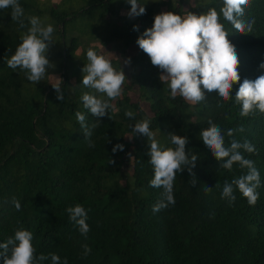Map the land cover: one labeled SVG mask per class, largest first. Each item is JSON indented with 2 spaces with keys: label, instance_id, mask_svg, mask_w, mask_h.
I'll return each mask as SVG.
<instances>
[{
  "label": "trees",
  "instance_id": "trees-1",
  "mask_svg": "<svg viewBox=\"0 0 264 264\" xmlns=\"http://www.w3.org/2000/svg\"><path fill=\"white\" fill-rule=\"evenodd\" d=\"M137 2L145 13L126 21L127 0H60L50 7H41L36 0H19L25 28L11 19L10 8L0 9V244L22 227L33 234L35 256L55 253L61 264L65 259L67 264H264V113L241 116V105L235 102L245 79L254 81L264 75L259 67L264 63V0H248L241 19L254 23L246 35L223 18V0H193L187 13L199 15L209 8L218 12L236 50L240 75L229 100L206 92V99L195 105L179 95L171 97L167 84L159 80L161 72L136 43L151 28L160 8L182 16L180 4ZM30 16L54 28L46 54L54 67L46 69L45 78L37 84L27 79L25 71L7 66L30 27L26 19ZM119 16L122 23L112 22ZM85 40H96L103 47L113 44L120 57L131 47L137 49L132 58H126L130 59L128 83L124 82L120 97L109 101L111 108L102 118L91 116L81 99L85 92L102 96L81 84V70L88 63L86 51L84 64L74 63L75 51ZM111 63L119 69L118 61ZM56 72L61 82L50 85L48 75ZM52 86L60 87L63 100H57ZM129 91L147 104L150 117L130 101ZM127 110L134 113L133 118L125 116ZM76 112L86 117L91 145ZM143 119L150 121V130L162 147H174L169 133L185 136L189 159L197 156L192 169L195 177L187 170L177 172L175 203L155 213L152 209L163 199V188L149 186L154 176L147 156L149 142L132 132V126ZM209 120L220 128L226 147L232 139L255 146L254 153L240 150L259 172L255 205H249L235 186L234 203L221 198L224 183L246 174L247 169L238 163L231 170L220 167L224 161H217L199 136ZM240 127L243 132L238 131ZM229 129H237L233 137L227 135ZM125 135L129 142L124 141ZM117 144L123 145V151L113 153ZM129 158L131 174L127 175L122 166ZM206 186L212 191L206 193ZM14 199L20 202L19 210ZM76 204L87 212L90 231L86 237L66 212ZM84 245L91 248L87 256ZM3 259L0 256V264ZM42 264H51L50 258Z\"/></svg>",
  "mask_w": 264,
  "mask_h": 264
},
{
  "label": "clouds",
  "instance_id": "clouds-1",
  "mask_svg": "<svg viewBox=\"0 0 264 264\" xmlns=\"http://www.w3.org/2000/svg\"><path fill=\"white\" fill-rule=\"evenodd\" d=\"M130 10L129 17H136L145 13V7L137 0H127ZM248 0H223L220 9L223 18L228 21L236 32L245 34L252 31L253 21L245 23L241 17L244 15ZM11 9V19L19 23L20 28H25L24 10L19 0H0V9ZM30 27L21 35V42L15 53L7 59V66L13 70L19 68L26 72L27 79L37 84L46 76V69L53 68L46 54L49 45L52 44L54 28L51 24H43L36 16L26 18ZM133 30H137L134 26ZM228 32L220 23V16L215 8H209L206 13L194 14L188 12L181 16L174 12H162L153 18L151 28L146 29L136 40L138 47L150 59L151 64L161 72L159 80L166 83L170 89V95H177L187 102L195 105L206 99L205 93L215 92L224 101L231 98L230 90L239 82V59L234 46L228 39ZM103 48V45L101 44ZM88 63L82 68L81 84L85 88L95 90L96 95L85 92L81 99L83 106L91 116L102 118L108 115L111 108L109 101L115 100L122 94V86L126 80L122 68L113 66L104 55H100L93 48L86 51ZM118 60V59H117ZM119 62V60H118ZM125 65L130 59L123 61ZM120 64V62H119ZM264 69V63L259 66ZM60 81V79L55 78ZM57 93V100H63L64 96L59 86H52ZM106 97L107 99L103 98ZM235 102L241 105V116H248L256 111L264 113V75L254 81L245 79L239 86L235 95ZM76 118L83 130L84 138L91 137V130L86 123V117L81 112H76ZM125 116L133 118L131 110L125 112ZM109 118V116H108ZM209 127L200 132L204 146L211 152L217 161H224L220 167L231 170L233 164L238 163L241 168H246L247 173L234 178L230 183L225 182L221 192V198L227 199L231 205L235 201L234 187L247 200L249 205H255L259 198L256 189L260 185L259 172L254 162L244 158L241 149L248 153L256 151L255 146L247 140L240 142L232 139L229 146L224 144V135L220 128L208 121ZM99 125L95 122L92 127ZM237 129H229L227 135L233 137ZM238 131L243 132V127ZM132 132L135 135L146 137L149 146L147 156L154 170L153 179L149 186L163 188V199L153 206V212H158L170 204H174L173 185L177 172L187 170L190 176H194L192 169L196 166L197 156H189L186 152L188 138L169 133L168 138L174 147H162L155 139V134L150 130V121L143 119L134 126ZM91 145V141L89 139ZM123 151V145L117 144L112 151ZM195 186L196 180L192 181ZM209 193L212 188L205 187ZM17 210L20 202L13 200ZM71 221L78 226L81 235L87 236L90 231L86 223L87 212L85 208L76 204L66 208ZM33 234L22 227L14 230V236L0 244V256H3V264H42L50 258L51 264H61L60 257L55 253L35 256L33 247ZM91 252L88 245H84V255ZM63 264H67L65 259Z\"/></svg>",
  "mask_w": 264,
  "mask_h": 264
},
{
  "label": "rangeland",
  "instance_id": "rangeland-1",
  "mask_svg": "<svg viewBox=\"0 0 264 264\" xmlns=\"http://www.w3.org/2000/svg\"><path fill=\"white\" fill-rule=\"evenodd\" d=\"M38 2V4H40L41 7H50L52 5H56L60 2V0H36ZM144 2H153L154 0H143ZM166 1V0H163ZM170 3L174 4L173 6L176 7L175 4H180V9L182 11V16L185 15V13H187V11L193 7V0H169ZM162 12H166L165 8H160L159 13ZM125 12L122 11L121 16L125 17ZM108 18V16L106 17ZM121 17H116L114 19H112V22L116 23V24H120L122 23V20L120 19ZM134 20V17H129L127 15V19L126 21H132ZM83 46L81 48H78L75 51V58H74V63L76 64V66H82L83 63V56H84V51H87L89 48H93V50L95 49V51H97L98 54L100 55H104L107 59H109L110 61H118L120 62V67L123 70V73L125 76H127L126 72H127V65H125L123 63V61L126 58H132L135 53H136V48L131 47L128 50H126L124 57H120V53H118L114 48H113V44L109 45L108 47H101L100 43L96 40H85V42L82 44ZM50 49V47L48 48ZM48 52V51H47ZM118 59V60H117ZM161 75V74H160ZM55 78L60 79V75L56 72V73H51L50 75H48V83L50 85H56L59 83V81L55 80ZM74 80H75V76L70 77L69 82L71 85L74 84ZM127 82V81H126ZM125 82V83H126ZM128 83V82H127ZM128 98L130 99V101L132 103H138L140 109L144 112V114L148 117L151 116L147 104H145L144 102L139 101L137 94L134 93L133 91H129L127 93ZM186 103H188L189 105H193L189 102H187L186 100H184ZM124 141L129 142L130 141V137L128 135L124 136ZM130 158L127 161H124L123 166H122V171H124L125 173H127V175L131 174V168H130ZM129 177V176H128ZM129 178H127L128 180Z\"/></svg>",
  "mask_w": 264,
  "mask_h": 264
}]
</instances>
